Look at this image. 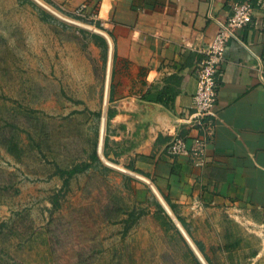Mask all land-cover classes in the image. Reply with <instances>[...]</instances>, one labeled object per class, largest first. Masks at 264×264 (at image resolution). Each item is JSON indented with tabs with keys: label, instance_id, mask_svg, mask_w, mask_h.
<instances>
[{
	"label": "rangeland",
	"instance_id": "1",
	"mask_svg": "<svg viewBox=\"0 0 264 264\" xmlns=\"http://www.w3.org/2000/svg\"><path fill=\"white\" fill-rule=\"evenodd\" d=\"M100 23L0 0V264H264V225L239 207L182 224L140 173L97 160L65 172L96 146L111 65Z\"/></svg>",
	"mask_w": 264,
	"mask_h": 264
},
{
	"label": "crops",
	"instance_id": "2",
	"mask_svg": "<svg viewBox=\"0 0 264 264\" xmlns=\"http://www.w3.org/2000/svg\"><path fill=\"white\" fill-rule=\"evenodd\" d=\"M50 1L67 10L86 3L111 50L95 146L100 162L148 177L186 219L210 206L239 207L264 225V0H252L251 22L226 41L200 165L165 146L174 135L200 132L187 121L196 67L233 0Z\"/></svg>",
	"mask_w": 264,
	"mask_h": 264
},
{
	"label": "built area",
	"instance_id": "3",
	"mask_svg": "<svg viewBox=\"0 0 264 264\" xmlns=\"http://www.w3.org/2000/svg\"><path fill=\"white\" fill-rule=\"evenodd\" d=\"M260 4L263 0H256ZM252 0H233L230 13L223 21H217V28L208 41L196 67V89L191 96V113L187 119L192 125H197L200 132L193 137L174 135L166 144L168 155H185L193 159V163L200 165L204 161L206 145L212 134L214 123L211 119L212 107L217 100V73L223 59L226 41L229 37H237V28L251 22L253 17ZM76 15H85L86 3L82 2L71 10ZM201 207L200 204L193 205ZM237 211V208L228 207Z\"/></svg>",
	"mask_w": 264,
	"mask_h": 264
},
{
	"label": "trees",
	"instance_id": "4",
	"mask_svg": "<svg viewBox=\"0 0 264 264\" xmlns=\"http://www.w3.org/2000/svg\"><path fill=\"white\" fill-rule=\"evenodd\" d=\"M147 98L150 99L151 96L150 95H147ZM96 114L100 116L101 115V112L100 111H96ZM109 115L110 114L108 113L107 114V117H109ZM89 160L90 161H89L88 164H85V165H77V164H75L70 169L66 170L65 172H67L69 174H72V173H74V172H76L78 170H82V169L85 168V166L90 165V163H91L92 160H97V161L100 162V159H99V157L97 155V152H96V148L95 147L93 148V150L91 151V154L89 155ZM162 195H163L164 200L168 204V206L174 211V209H173V203L171 202L170 198L167 195L163 194V193H162ZM157 206L159 208H161V209L164 208L160 202L157 203ZM175 214H176V217L179 219V221L183 224V222H184L183 221V218L180 217V215L178 213H175Z\"/></svg>",
	"mask_w": 264,
	"mask_h": 264
},
{
	"label": "water",
	"instance_id": "5",
	"mask_svg": "<svg viewBox=\"0 0 264 264\" xmlns=\"http://www.w3.org/2000/svg\"><path fill=\"white\" fill-rule=\"evenodd\" d=\"M160 202H161L162 206H164V205H163V202H162L161 200H160ZM164 208H165V207H164Z\"/></svg>",
	"mask_w": 264,
	"mask_h": 264
}]
</instances>
